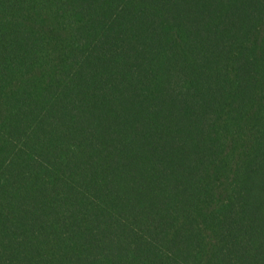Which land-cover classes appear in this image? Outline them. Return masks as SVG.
Returning a JSON list of instances; mask_svg holds the SVG:
<instances>
[{
    "label": "trees",
    "instance_id": "1",
    "mask_svg": "<svg viewBox=\"0 0 264 264\" xmlns=\"http://www.w3.org/2000/svg\"><path fill=\"white\" fill-rule=\"evenodd\" d=\"M0 264H264V0H0Z\"/></svg>",
    "mask_w": 264,
    "mask_h": 264
},
{
    "label": "rangeland",
    "instance_id": "2",
    "mask_svg": "<svg viewBox=\"0 0 264 264\" xmlns=\"http://www.w3.org/2000/svg\"><path fill=\"white\" fill-rule=\"evenodd\" d=\"M133 58L136 59L135 56H133Z\"/></svg>",
    "mask_w": 264,
    "mask_h": 264
}]
</instances>
